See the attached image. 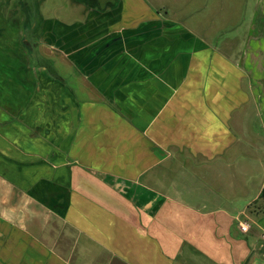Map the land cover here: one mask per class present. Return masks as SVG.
Listing matches in <instances>:
<instances>
[{
  "label": "crops",
  "instance_id": "0c3cea01",
  "mask_svg": "<svg viewBox=\"0 0 264 264\" xmlns=\"http://www.w3.org/2000/svg\"><path fill=\"white\" fill-rule=\"evenodd\" d=\"M185 3L121 0L84 24L46 23L41 60L0 52L16 77L0 82V264L264 259V169L254 187L251 173L234 180L236 146L257 147L235 119L246 75L225 37L183 20ZM225 169L240 198L232 184L219 201Z\"/></svg>",
  "mask_w": 264,
  "mask_h": 264
},
{
  "label": "rangeland",
  "instance_id": "374dc122",
  "mask_svg": "<svg viewBox=\"0 0 264 264\" xmlns=\"http://www.w3.org/2000/svg\"><path fill=\"white\" fill-rule=\"evenodd\" d=\"M14 1L15 0H0V48H2L0 52H2L3 55H7V52L2 50L8 48L10 57L19 56V53H21V30L17 21L14 24L9 21L16 19V12L9 15V22H4L1 18V13L5 12V5L8 3L12 5ZM163 1L170 7L178 6L179 3L183 4L184 1L187 2L185 4L188 6V9L191 10L192 15L186 14L188 18L185 17L186 15L182 16L183 20L193 26V29L196 27L194 29L195 33L199 31L201 34L204 32L210 37H225L226 43L222 48L226 49L224 51L234 57L235 64L240 65L241 69L245 72L246 77L243 82L246 90L249 92V105L243 108L244 116L241 111H237L235 119L240 123L239 132L253 133L256 136V140L252 143L257 144V147L250 148L248 142L244 141V149H247L249 153L244 152L242 154L241 152L245 151L243 146H236L234 160L236 168L238 169L234 180L235 184L241 186L245 183L243 180L244 176L251 173L252 187H254L256 182L260 179L263 173L262 170L264 169V0H206V2L205 0ZM190 2L192 3L190 4ZM199 2L202 3L201 6L204 7L202 10L196 7L193 8V6L199 4ZM2 6L4 7L3 10H1ZM180 17L181 14L179 15V18ZM45 32L46 31H44V33ZM41 49L43 50V48ZM22 63L25 66L24 60ZM1 73L0 79L2 81L0 82H3L4 85L5 83L10 85L14 84L13 79H16V77H12L11 84L8 82L9 78L5 76L6 71H1ZM21 78L20 76L19 79ZM28 79L31 80V78ZM244 119L248 121L245 130H243V126H241ZM243 158H249V162L247 161L245 164L249 166L251 172L246 173L243 169L239 170V165L242 164ZM232 184H234V182L230 172L228 174L226 169L223 170L219 180V201H221V199L231 198V195H227L229 190L226 188L230 187ZM236 188L238 187L235 186L236 196L234 195L233 197L240 198V190ZM257 205H261V203ZM259 220V224L264 229V213L259 217ZM252 230L250 232L254 233ZM262 235H264V233H262ZM79 249L80 247L76 250L79 251ZM256 250L264 255V237L256 243Z\"/></svg>",
  "mask_w": 264,
  "mask_h": 264
},
{
  "label": "flooded vegetation",
  "instance_id": "af4514ba",
  "mask_svg": "<svg viewBox=\"0 0 264 264\" xmlns=\"http://www.w3.org/2000/svg\"><path fill=\"white\" fill-rule=\"evenodd\" d=\"M120 3L121 0H15L12 5H5L1 18L4 22L19 23L20 42L25 53L32 58H39V44L46 23L56 22L67 26L84 24L88 19H98L100 13L116 9ZM14 12L17 13L16 19L8 21L9 15ZM21 259L29 261L31 256L24 253Z\"/></svg>",
  "mask_w": 264,
  "mask_h": 264
},
{
  "label": "water",
  "instance_id": "95a60500",
  "mask_svg": "<svg viewBox=\"0 0 264 264\" xmlns=\"http://www.w3.org/2000/svg\"><path fill=\"white\" fill-rule=\"evenodd\" d=\"M108 264H128L117 256H113ZM245 264H264V259L257 253H252Z\"/></svg>",
  "mask_w": 264,
  "mask_h": 264
},
{
  "label": "trees",
  "instance_id": "16d2710c",
  "mask_svg": "<svg viewBox=\"0 0 264 264\" xmlns=\"http://www.w3.org/2000/svg\"><path fill=\"white\" fill-rule=\"evenodd\" d=\"M259 199H262V200H264V186H263V188L261 189V191H260V193H259Z\"/></svg>",
  "mask_w": 264,
  "mask_h": 264
},
{
  "label": "built area",
  "instance_id": "2783aa9c",
  "mask_svg": "<svg viewBox=\"0 0 264 264\" xmlns=\"http://www.w3.org/2000/svg\"><path fill=\"white\" fill-rule=\"evenodd\" d=\"M239 227H240V229H241L242 231H246V226H245V225H241V224H239Z\"/></svg>",
  "mask_w": 264,
  "mask_h": 264
}]
</instances>
